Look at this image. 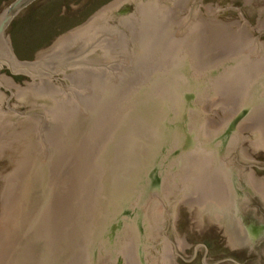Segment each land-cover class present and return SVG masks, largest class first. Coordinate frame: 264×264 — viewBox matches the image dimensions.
<instances>
[{"label": "water", "instance_id": "obj_1", "mask_svg": "<svg viewBox=\"0 0 264 264\" xmlns=\"http://www.w3.org/2000/svg\"><path fill=\"white\" fill-rule=\"evenodd\" d=\"M44 1L0 0V264H264V29L113 0L19 59Z\"/></svg>", "mask_w": 264, "mask_h": 264}, {"label": "rangeland", "instance_id": "obj_2", "mask_svg": "<svg viewBox=\"0 0 264 264\" xmlns=\"http://www.w3.org/2000/svg\"><path fill=\"white\" fill-rule=\"evenodd\" d=\"M113 0H45L22 13L10 31L13 51L19 59L34 60L39 51L64 33L80 26ZM203 4L234 6L254 25L264 29V0H202ZM5 180L0 174V206Z\"/></svg>", "mask_w": 264, "mask_h": 264}, {"label": "flooded vegetation", "instance_id": "obj_3", "mask_svg": "<svg viewBox=\"0 0 264 264\" xmlns=\"http://www.w3.org/2000/svg\"><path fill=\"white\" fill-rule=\"evenodd\" d=\"M241 228L245 233L243 234V241H245L244 243L247 244L246 247H248L249 250L259 248V246L264 243V236L261 237V235L264 234V223L255 224L253 222L248 226L243 224L241 225ZM240 258L237 256H231L228 259L233 264H245Z\"/></svg>", "mask_w": 264, "mask_h": 264}]
</instances>
